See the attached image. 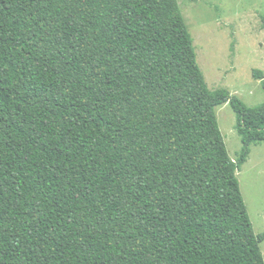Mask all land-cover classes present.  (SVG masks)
Listing matches in <instances>:
<instances>
[{
    "label": "trees",
    "instance_id": "1",
    "mask_svg": "<svg viewBox=\"0 0 264 264\" xmlns=\"http://www.w3.org/2000/svg\"><path fill=\"white\" fill-rule=\"evenodd\" d=\"M261 144L178 0H0V264H264L237 175Z\"/></svg>",
    "mask_w": 264,
    "mask_h": 264
},
{
    "label": "rangeland",
    "instance_id": "2",
    "mask_svg": "<svg viewBox=\"0 0 264 264\" xmlns=\"http://www.w3.org/2000/svg\"><path fill=\"white\" fill-rule=\"evenodd\" d=\"M194 40L197 62L212 91L226 90L248 107L264 104L254 71L264 74V0H178ZM229 156L237 160L242 143L229 104L216 109ZM254 233H264V144L253 146L237 173ZM264 256V243L261 245Z\"/></svg>",
    "mask_w": 264,
    "mask_h": 264
}]
</instances>
